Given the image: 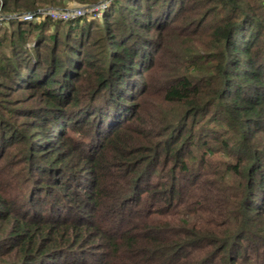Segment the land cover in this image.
<instances>
[{"label": "trees", "instance_id": "1", "mask_svg": "<svg viewBox=\"0 0 264 264\" xmlns=\"http://www.w3.org/2000/svg\"><path fill=\"white\" fill-rule=\"evenodd\" d=\"M0 14V264H264V0Z\"/></svg>", "mask_w": 264, "mask_h": 264}, {"label": "built area", "instance_id": "2", "mask_svg": "<svg viewBox=\"0 0 264 264\" xmlns=\"http://www.w3.org/2000/svg\"><path fill=\"white\" fill-rule=\"evenodd\" d=\"M106 5V1L91 6H80L77 8H43L35 12H28L17 16L23 21L37 20L41 16H48L56 20H68L80 17L86 13H99Z\"/></svg>", "mask_w": 264, "mask_h": 264}, {"label": "rangeland", "instance_id": "3", "mask_svg": "<svg viewBox=\"0 0 264 264\" xmlns=\"http://www.w3.org/2000/svg\"><path fill=\"white\" fill-rule=\"evenodd\" d=\"M77 7H80V5H77V4H71L69 5V8H77ZM91 17L93 18H97V19H100V16H101V11L99 13H96V15H94V13H91ZM3 15L0 14V19H3ZM3 24V23H2ZM4 26V25H3Z\"/></svg>", "mask_w": 264, "mask_h": 264}, {"label": "water", "instance_id": "4", "mask_svg": "<svg viewBox=\"0 0 264 264\" xmlns=\"http://www.w3.org/2000/svg\"><path fill=\"white\" fill-rule=\"evenodd\" d=\"M16 18V17H15Z\"/></svg>", "mask_w": 264, "mask_h": 264}]
</instances>
